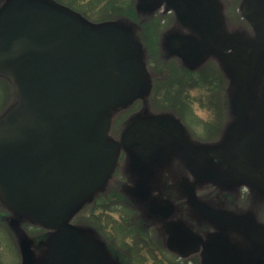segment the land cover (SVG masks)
<instances>
[{
	"label": "water",
	"instance_id": "obj_1",
	"mask_svg": "<svg viewBox=\"0 0 264 264\" xmlns=\"http://www.w3.org/2000/svg\"><path fill=\"white\" fill-rule=\"evenodd\" d=\"M154 3L165 4L181 24L203 37L199 41L187 36L176 55L191 65L214 55L226 72L245 83L244 92L254 94L253 85L264 71V46L237 34L224 41L218 0H137V8L147 11ZM240 12L255 28H264V0H245ZM212 38V48L205 50ZM223 42L231 45V55ZM0 77L11 82L18 98L0 116V201L16 217L10 220L14 228L23 220L57 230L52 246L56 260L86 264L89 248L82 230L69 224L70 217L104 187L121 148L141 156L138 146L129 142L131 131L117 142L110 130L114 112L147 96L150 82L143 51L126 22L96 24L49 0H7L0 5ZM249 97L253 104L241 108L257 106L256 98ZM259 106L264 109V103ZM257 117L260 128H250L257 121L244 122L246 137L232 136L233 127L219 146L186 142L188 165H211L200 176L202 182L228 181H222V170L219 176L213 169L214 157L225 161L228 154L235 158L230 163L236 170L248 171L253 182L264 185V173H258L264 165V111ZM190 192L193 207L214 222ZM248 220L220 218L224 226ZM249 225L248 236L264 238L263 225ZM169 227L171 249L185 255L203 249L202 264H264L247 260L222 234L204 240L183 222ZM20 252L21 264H35L33 242L24 234Z\"/></svg>",
	"mask_w": 264,
	"mask_h": 264
},
{
	"label": "flooded vegetation",
	"instance_id": "obj_2",
	"mask_svg": "<svg viewBox=\"0 0 264 264\" xmlns=\"http://www.w3.org/2000/svg\"><path fill=\"white\" fill-rule=\"evenodd\" d=\"M218 1L222 9L221 32L226 35L224 41H228L229 36L237 34L264 46V28H255L241 15L240 10L245 0ZM237 1H240L236 10L237 16L232 17L229 14L230 5ZM136 11L137 22L127 19L126 23L131 26L138 46L143 51L150 88L146 97L138 98L129 106L114 112L110 136L112 140L122 142L127 137V132L131 131L133 136L129 142L131 145L134 143L135 147L138 146L135 150L141 153V156L138 157L121 148L116 168L104 187L72 212L69 224L82 230L84 242L89 248L86 264H123L125 256L132 259L134 244L123 248L122 242L118 244L117 239L109 237L108 231L112 225L116 226V229L119 227L116 224L118 221H114L113 224L108 220L111 221L112 218L109 214L118 213L113 207L121 206L123 202L132 213V220L128 222L132 228L130 238L141 248L138 252L140 255L144 253L143 250H148L144 257L147 260H161V256L156 254L163 251L181 260L197 257L200 260L199 264H202L203 249L185 255L172 250L169 245L171 238L169 226L172 223L177 225L183 222L195 235L204 240H208L211 234H222L237 246L247 260L264 261V238L256 239L255 236L247 235L249 224L264 226V185L253 182L247 176L248 171L236 170L230 163L235 158L228 154L225 155V161L214 157L215 166L212 168H216L215 172H218L219 176L222 175L219 170H222L225 174L222 181L228 180L222 184L202 182L200 176L204 174V169L207 171L211 168L208 163L199 161L196 165L190 166L186 161L189 151L187 141L196 145L219 146L227 140L233 127L235 132L232 136L235 134L237 137L248 136V128L244 122L257 121V124H251L250 128L255 125L261 127L257 116L264 111L259 106L264 103V71L253 85L254 94L250 93L256 98L257 106L241 108L243 103L253 104V100L248 101L250 94L243 91L246 88L245 83L226 72L218 57L207 54L200 62L191 65L175 54L179 47L185 45L184 39L187 36H195L199 41H203L202 35L181 24L175 12L168 10L165 4L154 3L150 10L142 12L137 8L136 0ZM159 12L164 22L171 19L167 29L161 30L160 24L158 26L156 23L155 16ZM144 36L152 40L151 45L154 48L179 61L177 71L181 74L183 71L185 85H182V75L177 76L178 80L181 79L176 82L178 85L171 83L169 77H165L164 70L159 68V64L148 60ZM212 41L213 38L210 43L204 44L205 50L212 48ZM223 45L231 55V45L225 42ZM218 70L224 77L223 81L218 78ZM186 85L205 90L208 102L204 103V97H201L200 104L203 106L207 104L206 109L213 110L215 115L211 128L207 130L208 137L202 140L194 138L180 114L182 109L188 107L184 96ZM8 110L9 108L1 112L0 116ZM123 112L130 114L121 122V132L115 136L114 123ZM221 160L224 165L220 164ZM263 170L264 165L258 173H264ZM117 173L124 179L116 180ZM211 189L213 192L208 193ZM191 190L203 204L204 211L207 210L214 216V222L193 207L190 201ZM91 208L89 216L92 218L85 219L84 223H76L75 220L81 212ZM96 209H99L101 216H96ZM243 216L252 221L231 226H224L220 222L222 217L235 220L236 217ZM9 220L8 214L0 213V223ZM105 220L112 225L108 226ZM38 229L40 239L36 245L33 243L35 264H63L64 262L56 260L52 252L54 234H57V230L40 226Z\"/></svg>",
	"mask_w": 264,
	"mask_h": 264
},
{
	"label": "rangeland",
	"instance_id": "obj_3",
	"mask_svg": "<svg viewBox=\"0 0 264 264\" xmlns=\"http://www.w3.org/2000/svg\"><path fill=\"white\" fill-rule=\"evenodd\" d=\"M5 2H0V5H4ZM52 3L57 4L58 6H62L68 8L76 13H79L85 16L90 22L93 23H102L108 21H121L126 22L127 19H133L136 21L137 19V11H136V0H49ZM240 2V1H239ZM239 2H235L234 4L230 5L229 14L232 17L237 16V6ZM156 23L160 24V29H167L170 25L171 19L169 18L165 22L163 18H161V13L159 12L155 16ZM137 22V21H136ZM128 23V22H127ZM144 39L147 44L148 51L145 52L148 56V60L151 63L154 61L156 64H159V68L164 70L165 77H169L171 83L179 82L181 79H177L178 74L176 75L177 70L179 69L180 63L177 59L173 57H167L165 52H160L157 48H154L151 44L153 43L152 40L148 36H144ZM155 49V50H154ZM147 69V68H146ZM218 78L219 80L223 81L224 77L218 70ZM182 71V85L185 83L184 76ZM186 75V74H185ZM188 76H191L187 73ZM186 75V77H187ZM199 75V74H198ZM207 75V74H205ZM171 76V77H170ZM200 76V75H199ZM194 77L197 78L196 75ZM181 82V81H180ZM178 85V84H177ZM185 94L186 102L188 107L185 110H181L180 114H182V119L184 120L185 124L190 128V132L194 136L195 139H204L208 137V129L211 128V124L215 120V115L213 110H208L207 104L201 105L200 100L201 97L203 98V102L207 103L206 92L202 88H194L186 85ZM18 98L15 94V90L11 82L5 78L0 77V113L7 108L12 107L16 104ZM129 112H123L117 121L114 123L113 127V134L117 136L119 132H121V125L122 121L129 116ZM120 173H117L116 180L124 179ZM213 192V189L209 190L208 193ZM215 199V198H214ZM113 209L118 211L117 214H109L112 215L111 221L108 220L110 223L114 221H118V227L112 224H108L110 227L109 237L112 239H117L118 244L122 242V247L124 248L126 245L134 244L133 248V256L132 259L123 258V264H199L200 260L197 257H192L189 259L181 260L177 259V257L170 255L166 252L157 253L159 257L161 256V260H147L144 258L148 250H143V254H139L140 247L137 246L136 242L132 240V233H131V226L128 224L129 221L132 220L130 208L125 205L123 202L121 206H114ZM91 209H86L81 212L78 218H76V223H84L85 219H91L92 216H89ZM97 210V209H96ZM8 214L9 219L16 218L11 212L5 208L1 201H0V213ZM96 216H101L99 209L96 212ZM10 220L4 221L0 223V264H20L21 263V253H20V234H24L29 237L32 242L36 245L39 241V229L37 225H34L28 221L20 220L19 229H16L11 224Z\"/></svg>",
	"mask_w": 264,
	"mask_h": 264
},
{
	"label": "trees",
	"instance_id": "obj_4",
	"mask_svg": "<svg viewBox=\"0 0 264 264\" xmlns=\"http://www.w3.org/2000/svg\"><path fill=\"white\" fill-rule=\"evenodd\" d=\"M177 74H178V77L182 75V74H181V73H179L178 71L176 72V75H177Z\"/></svg>",
	"mask_w": 264,
	"mask_h": 264
}]
</instances>
